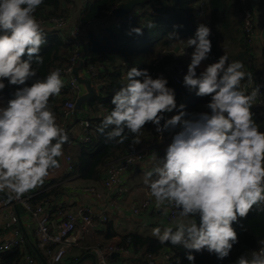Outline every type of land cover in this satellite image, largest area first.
I'll use <instances>...</instances> for the list:
<instances>
[{
	"label": "clouds",
	"instance_id": "9594fccd",
	"mask_svg": "<svg viewBox=\"0 0 264 264\" xmlns=\"http://www.w3.org/2000/svg\"><path fill=\"white\" fill-rule=\"evenodd\" d=\"M42 4L44 0H0V93L6 86H18L7 106L0 107V192L16 199L60 167L58 158L69 141L50 102L65 87L61 69L36 78L47 44L45 28L35 16ZM133 33L143 35V27L131 28L128 34ZM210 36L211 28L200 23L186 42L175 32L167 37L186 43L175 49L177 57L194 47L183 86L197 97H210L205 105L209 111L187 113L186 105H177L175 90L163 74L153 78L148 69L131 67L112 95L114 107L96 129L113 144H124L131 135L136 146L148 124L161 136L179 128L163 157L152 153L150 163L155 164L144 172L143 184L155 208L162 215L172 210L175 216L171 224L154 227L152 237L161 245L185 249L189 264H195L193 252L228 257L239 242L234 223L246 219L254 207L264 212V131L252 111L262 86L246 91L242 81L251 85L253 73L226 54L197 75L211 54ZM259 243L258 250L241 255L235 264H264V241Z\"/></svg>",
	"mask_w": 264,
	"mask_h": 264
},
{
	"label": "trees",
	"instance_id": "16d2710c",
	"mask_svg": "<svg viewBox=\"0 0 264 264\" xmlns=\"http://www.w3.org/2000/svg\"><path fill=\"white\" fill-rule=\"evenodd\" d=\"M126 0H44L36 11L35 16L45 28L47 44L41 49L44 63L38 68L37 79H43L50 69L62 68L68 62L71 48L65 42L70 35L72 25L84 31L86 43V63H102L103 70L94 79V83L101 84V88L85 104L84 112H74L73 121L78 124L82 119L89 121L88 141L71 139L63 146L64 156L70 157L72 174L77 179L84 181V185H92L101 180L107 173L110 164L120 161L130 154H146L147 150L155 147L153 141L156 131L152 124L146 125L141 136L140 145H131L129 141L124 144H113L105 141V136L96 131L103 116L111 110V98L117 90L131 67L148 69L153 78L163 74L169 81V87L175 90L177 105H186L185 111L189 114L209 111L205 105L210 97H197L194 91H189L183 86V76L187 72L190 60L174 55V47H186V43L170 41L167 37L170 33H177L178 39L187 41L193 38L200 23L211 28L210 39L212 51L209 58L203 61L206 66L217 62L219 57L226 54L229 61L239 60L245 65V71L253 73V83L261 85L264 98V0H201L203 2V17L195 15L196 1L199 0H140L132 9L122 17L131 15V19L115 24L110 11L113 7ZM79 3V10L72 25L71 21L75 3ZM248 11L251 16L252 28L259 31L261 36L250 38L243 28V16ZM113 21H109L110 17ZM51 19H63L67 26L63 29L54 28ZM155 27H145L149 22ZM178 26V27H174ZM134 27H143V35L132 34L129 31ZM259 43V51H256L254 42ZM194 51V47H187ZM179 50V49H178ZM177 50V51H178ZM27 58L26 56L24 57ZM36 67V65H33ZM202 71L197 68V75ZM176 78L181 79L177 82ZM137 79H143L137 77ZM7 84V82L5 81ZM31 84V81L28 82ZM249 85L247 80L242 81V86ZM18 86H6L0 97L7 106V101L13 98V93ZM260 96V98H261ZM66 99V93L61 92L59 97L51 99L57 121L62 119V105ZM258 101V99H257ZM254 104L252 111L255 119L264 131V101ZM103 106V107H101ZM177 114H166V117ZM72 121V122H73ZM70 123L66 125L68 127ZM179 131V128L176 129ZM165 133V132H164ZM67 174H61L58 178L49 180L50 187L38 193L31 199L32 206L40 204L53 212L52 203L62 199L66 188L63 181ZM37 188L30 191L36 192ZM20 214L22 208L17 207ZM107 223V222H106ZM106 223H101L106 224ZM239 242L235 244L228 257L218 259L215 254H209L206 250L195 253V264H235L237 259L251 251L258 250L260 241H264V212H258L254 207L246 219H240L234 223ZM114 233L110 232L105 237L109 238ZM109 242H106V244ZM119 249L132 250L138 257L128 259L127 264H148L145 255L156 256L162 254L167 258L162 264H189L186 259V250L182 247H173L169 244L161 245L154 237L138 233H126L119 236L118 243H114ZM30 253L41 264L31 244L27 242L24 250H9L0 252V264H17L23 251ZM141 255L143 259L139 257ZM72 258L67 257L66 262L72 264Z\"/></svg>",
	"mask_w": 264,
	"mask_h": 264
},
{
	"label": "built area",
	"instance_id": "2783aa9c",
	"mask_svg": "<svg viewBox=\"0 0 264 264\" xmlns=\"http://www.w3.org/2000/svg\"><path fill=\"white\" fill-rule=\"evenodd\" d=\"M245 0H241L244 3ZM203 2L196 1L195 15L203 17ZM131 19V15L125 17L114 18L115 24H121ZM247 20V22H245ZM51 24L54 28L63 29L67 26L66 21L63 19H51ZM72 25L73 21H68V25ZM243 28L250 38L260 36V32L252 28L251 16L248 11H245L243 16ZM84 31L77 29L72 25L70 35L65 42L71 48V53L68 57V62L61 69L62 78L65 81V87L61 92L66 93V99L62 105V119L57 121L66 131L71 132V139H78L80 141H88V127L89 121L82 119L78 124L72 127H66L71 123L74 117V103L76 98L82 93V85L78 83L72 75L73 66L80 60L82 55V46L79 38H82ZM186 54L182 56L184 59L191 60L193 51L188 48L185 49ZM202 64V63H201ZM102 63H86L84 61L85 76L89 77L94 83L100 71L103 70ZM181 79L176 78L177 82ZM96 84V83H95ZM183 84V81H182ZM246 91L250 92L252 86H242ZM262 93V92H261ZM263 95V93H262ZM264 98L258 97V104H261ZM163 123V121H162ZM165 141V133H156L153 141L154 145L160 144ZM143 154H130L123 157L120 161L110 164L106 175L99 180L101 187L96 184L82 185L79 189L83 193L90 195L99 206L97 211H94L88 204H80L75 209L70 208L64 203L62 199L52 203L54 211L50 212L49 208L37 204L32 206L31 199L38 193L46 191L50 185L49 180L52 179L50 175L45 179L44 183L37 187L36 192H28L19 199L13 198L10 193L5 191L11 201L5 197L0 196V219L2 225L0 226V252L9 250H24L27 242L34 245L39 252L40 256L44 259L46 264H61L63 257L74 247L85 243V247L93 254V264H112L109 260L111 254L115 252H129L128 249H119L114 243H100L95 237V225L97 222L106 223L110 220L112 210L115 206L114 194H122L127 191V188L120 184L121 175L129 171L133 164L142 159ZM70 157H60V164L63 165L61 174H67V178L74 177L71 173ZM54 178V177H53ZM143 196L140 201L131 207V212L139 214L146 211L148 208L154 206V202L148 196L147 187H143ZM18 206L22 208L23 215L32 220V238H26L23 233L24 228L21 220V215L18 211ZM18 213V215H17ZM168 221L175 219L174 212L170 210L166 215ZM21 220L22 226L18 224ZM25 230V229H24ZM26 232V230H25ZM27 234V233H26ZM28 236V235H27ZM167 258V255H165ZM144 259L148 264H158L157 260L151 255H145ZM17 264H36L35 258L26 250L22 252V256ZM127 264V263H123Z\"/></svg>",
	"mask_w": 264,
	"mask_h": 264
},
{
	"label": "crops",
	"instance_id": "0c3cea01",
	"mask_svg": "<svg viewBox=\"0 0 264 264\" xmlns=\"http://www.w3.org/2000/svg\"><path fill=\"white\" fill-rule=\"evenodd\" d=\"M113 21L111 16L109 21ZM82 39L85 41V34L83 33ZM257 40V39H256ZM256 51H259V43L254 42ZM206 64H202L198 67L203 71ZM78 73L80 75H86L84 69H79ZM95 84V83H93ZM83 92V88H82ZM0 107H6L4 100L0 97ZM85 106L82 105L81 109L77 111L78 113L84 112ZM170 118V115L167 116ZM177 132L176 129L165 132V141L157 144L155 147H151L147 150L146 154L142 159L136 161L129 171L124 172L120 177V184L127 188V191L122 194H114L115 206L112 210L110 220L106 224H101L97 222L95 225V237L100 243H118L119 236L126 233H138L142 235H151V231L156 226H165L171 224L172 221H168L165 215H162L156 208L150 207L146 211L139 214H134L131 212V207L136 205L143 196V174L146 170H150L154 166L155 162L152 161V153L155 151L158 157H163L165 155V149L167 145L171 142L172 136ZM64 156V153H63ZM62 156V157H63ZM63 165L54 169L50 173V177L58 178L61 175ZM66 191L62 195V200L72 209H75L80 204H88L94 211H97L99 206L97 202L87 193H83L79 187L86 184L84 181L77 179L76 177L68 178L63 182ZM98 187H101L100 181L95 182ZM26 222L21 215V220L24 225V229L28 237L32 238V220L24 217ZM2 225V220L0 219V226ZM113 232L114 234L109 238L105 237L108 233ZM91 252L85 247V243H81L79 246L72 248L62 259L65 263L67 257L72 258V264H93V259L90 257ZM138 254H134L132 250L124 253L122 251L115 252L110 255L109 260L112 264H123L126 258H136ZM141 259L143 257L139 255ZM39 259V257L37 256ZM158 264H162V261L166 259L165 255L156 256ZM62 262V263H63ZM41 263V262H40ZM37 264V263H36Z\"/></svg>",
	"mask_w": 264,
	"mask_h": 264
},
{
	"label": "water",
	"instance_id": "95a60500",
	"mask_svg": "<svg viewBox=\"0 0 264 264\" xmlns=\"http://www.w3.org/2000/svg\"><path fill=\"white\" fill-rule=\"evenodd\" d=\"M139 2H140V0H126V1L118 4L117 6L113 7L111 9L110 13L114 18L121 17L123 14L130 11L132 9V7ZM78 10H79V3L76 2L71 21H75V16L77 15ZM79 39H80L81 46H82V55H81L80 60L73 66L72 75L75 78V80L82 85L83 92L75 100V103H74L75 111H79L81 109L82 105L85 104L90 98H92L94 96V94L96 93V91H98L101 88V84H93V82L91 81V79L89 77H87L85 75H80L78 73V70L82 69L84 66V57L86 55V43L82 38H79ZM177 47L178 46L174 47V51ZM176 50H178V48ZM74 124H75V121L71 122L69 127H72ZM66 132L69 136V140H71V138H72L71 132L69 130H67ZM58 159L60 162V158H58ZM0 196H3L8 201H11L10 196L5 192H0ZM17 215H18V213H17ZM18 224L20 226H22V222H21L20 218L18 220ZM22 230H23V233L25 234L26 238H28L23 227H22ZM31 246H32L33 250L35 251L36 255L39 257L41 264H46L44 259L40 256L37 249L34 247V245L31 244ZM90 257L92 259H94V256L92 253L90 254Z\"/></svg>",
	"mask_w": 264,
	"mask_h": 264
},
{
	"label": "rangeland",
	"instance_id": "374dc122",
	"mask_svg": "<svg viewBox=\"0 0 264 264\" xmlns=\"http://www.w3.org/2000/svg\"><path fill=\"white\" fill-rule=\"evenodd\" d=\"M261 36V35H260ZM255 39H259V38H255ZM22 217L24 219V222H26V219L24 218L25 216L22 214Z\"/></svg>",
	"mask_w": 264,
	"mask_h": 264
}]
</instances>
